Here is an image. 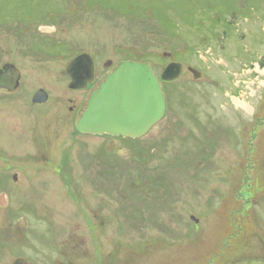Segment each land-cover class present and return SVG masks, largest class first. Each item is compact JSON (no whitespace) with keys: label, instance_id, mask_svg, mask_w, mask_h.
<instances>
[{"label":"rangeland","instance_id":"374dc122","mask_svg":"<svg viewBox=\"0 0 264 264\" xmlns=\"http://www.w3.org/2000/svg\"><path fill=\"white\" fill-rule=\"evenodd\" d=\"M5 17L21 21L31 37L49 18L75 23L60 46L48 42L63 39L42 35L49 41L34 47L38 65L22 62L27 81L51 80L48 62L53 78L65 80L66 62L85 47L112 61L145 53L159 75L169 62L184 65L164 85L166 114L147 136L122 141L121 150L113 143L102 159L94 156L101 139L91 138L83 158L92 162L83 168L76 147L68 195L55 180L71 176L64 150L50 152L53 167L43 168L31 138L22 159L13 147L10 165L0 166L6 264L18 256L51 264L46 258L69 238L62 227L81 231L89 245L106 240L91 255H118L125 264H263L255 258L264 256L256 236L264 206L254 209L247 198L264 196V0H0V23ZM14 166L24 170L17 182Z\"/></svg>","mask_w":264,"mask_h":264},{"label":"flooded vegetation","instance_id":"af4514ba","mask_svg":"<svg viewBox=\"0 0 264 264\" xmlns=\"http://www.w3.org/2000/svg\"><path fill=\"white\" fill-rule=\"evenodd\" d=\"M5 21L0 23V71L4 70L7 65L14 66L17 70H19L21 77L19 80V85L14 90H7L0 88V153L2 157L0 158V166L8 167L11 162V157L13 156L14 149L13 147L19 146L21 147V159L24 157L23 153L27 150V142L28 139L31 138L33 142L32 146L38 152H42V161L45 163L43 168L53 167L50 164V155L49 153L55 149L64 150V159L62 163L65 164V167L68 168L71 176L68 178H62L60 176L55 175V180L57 184L63 186L66 192L63 191L66 195L70 194L71 187L75 184L72 183V169H73V160L72 155L76 151L79 160H77V164H79L82 168L87 167L91 162L83 158V153L86 150L87 142L91 140V138H99L101 139V143L99 147L94 149V156L99 159H102L103 149L108 147V149L113 148V143H117L115 146H118L117 149H122L119 144L122 141L131 140L133 142H138L141 139H130L123 137H113L107 134L105 135H90L84 134L76 129L77 120L80 118L82 113L88 106V100L91 93L98 88L99 84L102 80L112 71L114 67L117 65L130 61V62H142L140 59L133 60L132 57H124L122 59L112 61L111 59H103L104 56L101 51L96 49L95 53L86 49V47L80 50L78 53L74 54L68 62H66L65 68L78 56L82 54L89 55L93 60V80L88 82L84 88H71L70 85L73 82V79L67 74L66 71V79L62 80L60 77L54 79L53 68L49 65L50 62L47 63V66L44 67L45 74L50 77L51 80H36L35 81H27L26 74L24 73V69L22 67V62L24 58L30 59L32 63L38 65V60L35 59L32 55H38V57L42 56V53L36 52L34 47L38 44H41L44 41H49L48 37L43 36H58L63 41H56L53 39L48 43L51 45L56 43L60 46L62 43L66 42L68 39L62 38L67 31H73L75 29V23H72L67 20L65 23V19L61 17L49 18L52 20H47L44 24L38 25L37 32L35 35H39L35 37L30 36V32L21 21L17 19H12L9 17L4 18ZM41 27H45L47 31L42 32L40 30ZM53 29V31H50ZM43 35V36H42ZM70 38L71 41L76 39L75 36ZM170 59L171 57H167ZM18 61L21 64L16 65L15 62ZM110 62V64H109ZM169 62L166 64L162 71L169 65ZM183 65V64H182ZM38 67V66H37ZM40 67H38L39 69ZM189 67H187L188 69ZM40 75L44 73V71L39 70ZM184 71V65H183ZM40 77V76H39ZM38 77V78H39ZM83 85V83L81 84ZM38 93H41L42 96L38 97L37 101H35ZM14 131V135H11V131ZM149 134V133H148ZM147 134V135H148ZM146 135V136H147ZM14 136V137H13ZM14 138V140H12ZM69 138V139H66ZM61 141L60 144L57 143ZM72 143L70 144V142ZM8 142V143H7ZM75 149H73V148ZM81 154V159H80ZM11 167V166H10ZM40 167V166H39ZM38 167V168H39ZM13 168L17 169L15 173H11V177L13 179L15 177L20 178L22 180L24 177V170L21 167L14 166ZM13 168L11 170H13ZM47 171V169H45ZM52 172V171H50ZM85 174V171H83ZM50 174V173H48ZM17 175V176H16ZM20 176V177H19ZM51 176V175H50ZM49 176V177H50ZM100 182H103V178L100 177ZM251 188V186H250ZM252 201V205L255 209L257 206H264V196L261 194H254L252 196L249 195L248 198ZM90 227H93L89 224ZM96 226L103 231V223H96ZM29 227V226H28ZM63 229H58L59 232H66L65 237H67V232H69V238L66 240L60 241L54 247L53 255L48 256V263L51 264H125L129 263L125 261L121 256H93L91 255L90 247L95 246L97 248V252L99 248L101 249L99 252L102 253L106 240L99 241V244H91L86 241V238L83 235H80V232H77L75 235L70 230H66V227H62ZM89 228V227H88ZM89 232L95 231V228H89ZM11 231V229H8ZM259 233L256 232V236H258V243L262 250L264 249V231L259 237ZM71 237V238H70ZM73 237V238H72ZM99 253V254H100ZM7 248L0 246V264H6L5 260H7ZM56 255V256H55ZM40 257V256H38ZM18 258H25L28 264H44L46 261H42V257L33 263L29 261L24 256H18ZM15 259V260H16ZM63 259V260H61ZM260 263L264 264V256L255 258ZM13 261V263L15 262ZM52 262H51V261ZM42 261V262H41ZM11 263V264H13ZM130 263H133L130 262ZM143 264H152L154 261L142 262ZM239 263V259L235 262Z\"/></svg>","mask_w":264,"mask_h":264},{"label":"water","instance_id":"95a60500","mask_svg":"<svg viewBox=\"0 0 264 264\" xmlns=\"http://www.w3.org/2000/svg\"><path fill=\"white\" fill-rule=\"evenodd\" d=\"M66 71L73 79L71 88H84L93 80V60L82 54L67 66ZM189 71L195 79L201 78L198 70L189 68ZM182 72L183 66L179 63L169 64L160 76L150 63L126 61L117 65L91 93L87 108L77 120V131L131 139L144 137L166 113L162 82L176 81ZM20 77L19 70L7 65L0 71V88L14 90ZM41 96L38 93L35 101ZM17 180L15 177L14 181ZM0 204L7 205L3 195H0ZM13 264L28 262L25 258H18Z\"/></svg>","mask_w":264,"mask_h":264},{"label":"trees","instance_id":"16d2710c","mask_svg":"<svg viewBox=\"0 0 264 264\" xmlns=\"http://www.w3.org/2000/svg\"><path fill=\"white\" fill-rule=\"evenodd\" d=\"M168 35H166V36H164L163 38H166ZM169 37V36H168ZM137 53H139V52H137ZM142 53V52H141ZM137 56H138V59H140V61H142V62H149L148 60H147V58H146V56H145V53H142V54H136ZM135 55V56H136ZM151 55L152 54H149V57H151ZM134 56V57H135ZM172 57H175V55H173L172 54ZM132 58H133V56H132ZM167 58H165V60H166ZM158 68V67H157ZM156 71H158V69H156ZM172 84V83H171Z\"/></svg>","mask_w":264,"mask_h":264}]
</instances>
